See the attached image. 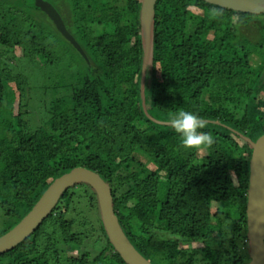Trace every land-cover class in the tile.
<instances>
[{
	"label": "trees",
	"instance_id": "16d2710c",
	"mask_svg": "<svg viewBox=\"0 0 264 264\" xmlns=\"http://www.w3.org/2000/svg\"><path fill=\"white\" fill-rule=\"evenodd\" d=\"M53 1L87 61L35 0H0V45L44 75L45 100L31 120L35 106L20 101L30 99L29 73H14L0 51V235L56 177L85 167L109 183L123 231L153 264H246L251 147L241 135L264 134V95L256 94L264 13L221 7L224 15L210 19L214 5L203 0L155 2L146 111L161 121L178 108L198 113L215 141L200 152L142 109L141 0ZM0 264L126 263L101 225L94 193L77 184L0 254Z\"/></svg>",
	"mask_w": 264,
	"mask_h": 264
},
{
	"label": "water",
	"instance_id": "95a60500",
	"mask_svg": "<svg viewBox=\"0 0 264 264\" xmlns=\"http://www.w3.org/2000/svg\"><path fill=\"white\" fill-rule=\"evenodd\" d=\"M233 11L253 14L264 13V0H203ZM156 0H141L139 9L142 63L139 93L145 115L159 124H167L148 114L145 107L144 88L146 75L150 73L153 56L154 6ZM35 5L52 21L57 31L87 61L82 48L67 31L57 10L46 0H35ZM251 147L248 164L246 199V233L248 241L246 264H264V134L252 141L241 135ZM77 184L87 185L96 197L101 225L114 250L126 264H153L131 243L123 231L113 208L111 187L98 173L85 167H74L56 177L42 192L28 212L9 230L0 235V254L23 241L50 213L61 194Z\"/></svg>",
	"mask_w": 264,
	"mask_h": 264
},
{
	"label": "clouds",
	"instance_id": "9594fccd",
	"mask_svg": "<svg viewBox=\"0 0 264 264\" xmlns=\"http://www.w3.org/2000/svg\"><path fill=\"white\" fill-rule=\"evenodd\" d=\"M213 2V0H210ZM209 18L216 19L224 15L221 7L214 4L208 10ZM238 17H233L235 22ZM208 121L203 119L198 113L187 111L184 108H178L170 112L167 118V126L171 128L179 137L180 144L185 149L201 150L210 147L215 143L210 132H205Z\"/></svg>",
	"mask_w": 264,
	"mask_h": 264
},
{
	"label": "rangeland",
	"instance_id": "374dc122",
	"mask_svg": "<svg viewBox=\"0 0 264 264\" xmlns=\"http://www.w3.org/2000/svg\"><path fill=\"white\" fill-rule=\"evenodd\" d=\"M51 2L53 4H55L53 0H51ZM121 2H122V0H119L118 4H121ZM191 10L195 11L196 13H200V10H197L195 8H191ZM4 49L5 48L0 45V51L3 53L2 60H3V62L5 64H7V66L10 69L13 70L14 73L26 72V73L30 74V75L28 74V76H27V79H28L27 86L28 87H26V88H28L29 91H27V93L25 94V97L30 96V99H29V101L28 100L25 101L24 98L22 97L20 99V101L23 104L26 103L27 105L30 104L32 106H35V107H33L32 110H31V107H28L27 113L29 114V118L31 116H36V112H38V109L36 108L38 106V102L42 101V104H43V102L45 101L44 100V89L42 88V85H41V80L43 81V76L44 75H42V73L41 74L37 73V67L34 66L33 63H31L33 65L32 67L29 64H25V66L23 67L22 63H24V62L20 61V59H19V58H22V56L20 55V51L18 49H16V48L13 49V52H12L13 56L12 57L9 54H5L4 51H3ZM257 62H258V58L253 56L252 59H251V63L255 64ZM44 81H46V78L44 79ZM258 81L259 82H258V85L256 87L257 88L256 94L260 93V95L263 96L264 95V76H261ZM6 101H7V99H6ZM7 104L11 105V103H9V102H7ZM30 119L34 120L35 118L31 117ZM38 122H39V120L36 123H38ZM30 123H31V121H30ZM34 124H33V121H32V124H30V126H34ZM142 124L143 123H141L139 125V127L142 126ZM201 151H202V149L200 150V152ZM1 218H3V217H1V213H0V230L3 228V224H2V219ZM242 244L243 245L245 244L243 247H245V250L247 252V250H248V241H246V243L242 242ZM242 244H240V245H242ZM195 246H197V244ZM68 251H70L72 253H77L76 248H73V247L72 248L70 247ZM90 257H92V256H90Z\"/></svg>",
	"mask_w": 264,
	"mask_h": 264
}]
</instances>
